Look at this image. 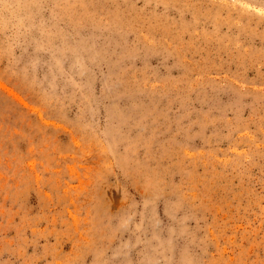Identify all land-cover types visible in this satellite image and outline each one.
Here are the masks:
<instances>
[{
    "label": "rangeland",
    "instance_id": "rangeland-1",
    "mask_svg": "<svg viewBox=\"0 0 264 264\" xmlns=\"http://www.w3.org/2000/svg\"><path fill=\"white\" fill-rule=\"evenodd\" d=\"M0 264H264V0H0Z\"/></svg>",
    "mask_w": 264,
    "mask_h": 264
}]
</instances>
